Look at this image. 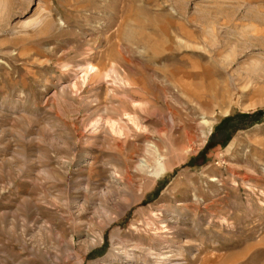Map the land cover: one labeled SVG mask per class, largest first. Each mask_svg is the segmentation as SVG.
Returning a JSON list of instances; mask_svg holds the SVG:
<instances>
[{"label":"rangeland","instance_id":"obj_1","mask_svg":"<svg viewBox=\"0 0 264 264\" xmlns=\"http://www.w3.org/2000/svg\"><path fill=\"white\" fill-rule=\"evenodd\" d=\"M0 264H264V0H0Z\"/></svg>","mask_w":264,"mask_h":264},{"label":"bare ground","instance_id":"obj_2","mask_svg":"<svg viewBox=\"0 0 264 264\" xmlns=\"http://www.w3.org/2000/svg\"><path fill=\"white\" fill-rule=\"evenodd\" d=\"M82 70H84V69H82ZM94 70V68L93 67H91V68H88V69H86V70H84V72H85V75L86 74H90L92 71ZM128 117V119L129 120H131V122L138 128V126H139V122H138V120L137 119H135V118H133V117H130L129 115L127 116ZM112 127V130L113 131H115L116 130V132H118V134L119 133H121V130H120V128H118L119 126H117L116 124H112L111 125ZM97 128V127H96ZM94 129V128H93ZM160 228V227H159ZM153 230V229H152ZM165 231V230H164ZM93 241H94V239H92ZM97 240V239H96ZM95 240V241H96ZM94 241V242H95ZM161 259V258H160Z\"/></svg>","mask_w":264,"mask_h":264}]
</instances>
